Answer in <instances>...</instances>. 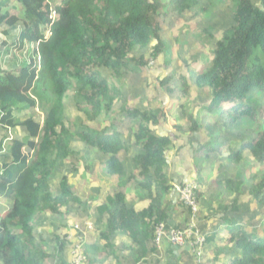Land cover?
I'll return each mask as SVG.
<instances>
[{
	"label": "trees",
	"instance_id": "obj_1",
	"mask_svg": "<svg viewBox=\"0 0 264 264\" xmlns=\"http://www.w3.org/2000/svg\"><path fill=\"white\" fill-rule=\"evenodd\" d=\"M54 1L0 0V27L21 26L16 41L3 43L5 49L0 53V130L4 135L14 133L5 146L4 137L0 138V196L5 194L10 203L6 216L0 218V264H67L63 259L66 243L53 234L48 244L52 239L55 244L48 250L46 240L37 233L40 224L34 222H39L44 213L61 216V208L83 202L58 171L59 163L74 156L70 146L75 142L86 153L95 155L103 175L120 180L112 190L103 188L93 196H99L98 205L91 204L98 221L105 222L99 237L106 248L114 236L123 233L140 248L143 245L146 249L151 241L154 251L155 226H170L166 221L171 203L165 197L177 192L163 169L169 152L179 141L172 134L174 129L186 133L188 140L196 133L200 136V154L194 160L203 162L223 149L236 168L254 160L255 167L260 168L256 171L253 165L248 169L249 186L238 178L222 179L216 185L222 186L227 198L234 196L228 205L233 213L238 212L235 196L241 186H248L246 194L262 206L264 174L259 173H264V0H230L233 25L216 39L211 61L192 80L194 87L207 95L200 108L210 121L200 123L196 115L180 105L172 130L167 129L161 108L141 112L122 105L117 113L115 105L121 92L114 82L126 76L130 63L136 69L148 65L145 53L150 60L167 53V43L160 33V18L167 16V11L200 16L207 13L203 7L210 11L225 0ZM49 3L54 4L57 19L51 36L34 52L40 58L39 70L33 58L28 64L21 61L4 69L3 58L8 52L18 53L25 44L32 46L42 40V30L49 23ZM203 34L209 38L211 28H204ZM135 51L140 52L138 60L133 57ZM110 77L113 81L108 80ZM174 79L163 78L156 90L185 97L191 81L180 77L177 90L170 85ZM69 90L74 91L70 98ZM68 99L84 119L76 122L75 131L65 125L64 102ZM32 109L43 113L41 125L30 114L25 116ZM216 114L223 119L221 124L211 121ZM164 129L167 133L159 134L158 130ZM239 129L250 138L236 141L234 131ZM55 180L59 182L57 188L51 189ZM130 188L143 194L141 200L148 201L146 208L137 211L128 203L125 190ZM200 192L194 188L197 220ZM181 204L187 219L177 228L186 226L191 215V209ZM205 239L203 249L211 241L206 235ZM227 243L236 250V258L229 264H264V228L249 232L239 224ZM96 249L92 246L90 250ZM191 254L196 261L197 254Z\"/></svg>",
	"mask_w": 264,
	"mask_h": 264
},
{
	"label": "rangeland",
	"instance_id": "obj_2",
	"mask_svg": "<svg viewBox=\"0 0 264 264\" xmlns=\"http://www.w3.org/2000/svg\"><path fill=\"white\" fill-rule=\"evenodd\" d=\"M166 1L168 0H163V2ZM54 2L56 4H59L60 0H55ZM228 4L232 5L230 0H225L223 4L210 11H208L209 8L203 7V10H205L204 12L207 13L204 14L202 12L200 16H194L192 13H183L180 15L172 11H167V16H162L160 18V33L164 38V42L167 43V53L162 54L156 60H150L148 53H145V61L148 65L139 66L138 69H136L137 66H135L133 63H130L127 67L128 71L126 76H123L120 81L115 80L114 83L116 84L114 87H116L117 90L121 92V97L117 100V104L115 105V110L117 111V113L122 105H127L130 108H136L141 112L154 108H161L164 112V115L166 116V127H171L172 123H174L176 120L175 112L180 111L178 108L180 105H184L187 108V112L196 115V118L200 123L205 124L210 121L209 117L203 114V111L200 108V106L203 105L208 99L207 95L195 88L192 80L194 76L198 72L203 71L211 61L213 57L212 50L214 48L216 39H220V37L222 36V31L228 29L233 25L232 14L230 13V6ZM52 5L54 6V4ZM20 7L21 6L18 5L16 8L19 9ZM208 27L211 28L212 35L209 37L211 39L203 34L204 28ZM3 31H5V35L3 33L0 34L1 40L8 39V44H11L10 41H14L17 35V28L3 29ZM4 48L5 46L2 47V43H0V53L3 52ZM133 57H135L134 59L138 60V58L140 57V52L135 51ZM22 60V54H12V52L10 51L3 58V68L5 69L10 64H13V66L17 65L16 63L21 62ZM139 63L141 64L140 61ZM167 76H173L175 78V81L170 85L172 88H174L175 86L177 90H179L180 77H185L186 79L190 80L191 82L189 83L188 94L185 97L183 96L182 98H180V95L174 93L169 96L164 91H162V93L160 90L157 91L155 86L159 88V83L163 78ZM108 80L113 81L111 77L108 78ZM73 95L74 91L69 90L67 96L70 98V96ZM64 103L65 114L67 115V122L65 125L68 126L71 131H75L76 122H82L84 121V119L82 118V115L79 114L78 111H76V109L69 105V99L65 100ZM29 114L33 117L34 120L39 122L40 125L43 123L44 115L41 111L32 109L28 113H26L25 116ZM16 115L20 116V114L17 113ZM211 121L213 122V124H215V121H217L218 124H221L223 122V119L218 118L216 114L214 115V119ZM86 126L88 125L86 124ZM220 126L221 125H218L219 128ZM158 132L159 134H165L167 133V130H158ZM241 132H243L241 131V129L234 131V134H237H235L236 141L237 139L250 138L248 134H246L245 132ZM16 133L19 132L16 131ZM195 135V139H190V146L187 142L184 148L180 150V152L191 156V158H189L191 164L183 161L180 156H176V158H173L172 156L171 158L167 159L168 163L165 167V175L167 174L169 176L171 180L170 185H172L175 190L179 185L178 183L174 182V179L178 178L179 175L186 176V174H189V177L196 180L199 176L202 178L206 176L201 173L205 171L202 167V163H200L202 160L192 159L193 157L199 156L200 154L198 152V142H200V136H197V133ZM4 136V132L0 130V138H3ZM12 136L14 137V133H12ZM223 138L225 137L223 136ZM70 150L74 153V156L72 157V159L68 158L65 162L59 163L58 171L66 176V180L72 187L73 193L77 195L83 202L81 203V205L73 204L69 205L67 208H61V216H51L49 213H44L45 216L40 217L42 219L37 222L36 225L40 224V226H38L39 230H37V233L46 240V248H48V250L53 248L55 244L53 239L52 242L48 244L53 234L54 237H58V239L61 236L62 241L66 243V248L63 253V259L67 262V264H75L74 261L77 258V254L73 252L75 241L72 240L71 237L63 235V232H66L65 230L67 226L69 227L68 232H71L74 228H77L81 225L83 226L86 223H96L97 225H99V227L88 233L87 237H90L93 233L99 236L100 232L103 230V228L101 227L103 221H98L97 214H95V212L92 210L93 207L91 204L97 205V202H100V198L99 196L97 198L93 196H96V194L103 188H105L106 191L112 190V188L117 186L116 181L119 182V178H109L103 175V173L101 172L102 164L99 163V160L96 159L95 161V155H91L89 152L86 153L85 149L80 147L77 142L71 144ZM225 150L219 152L218 159H221L220 164L219 166L218 164H216L213 169L217 170L216 168L218 167H221L222 169L219 170L218 168L217 172L215 171L211 173L212 176L214 175L213 180H221L223 178H238L240 180H247L244 178L245 174L243 173H246V170L253 166V162L251 161L249 162V164L235 168L236 166L229 165L225 161L224 157L222 158L221 154H224ZM210 159H212V157ZM210 159L206 158V160L203 161L209 162ZM59 179L60 174H58L57 176V180ZM57 180L53 182V186L51 187V189L57 188V185L59 183ZM108 185L110 186L109 189ZM198 187L199 185L196 184V188ZM200 188L204 189V186L200 185ZM120 189L123 190V188ZM246 192V189L241 190L240 196L246 194ZM175 197L176 194L172 196V200ZM132 199L133 198L131 197L130 202ZM210 203H213L212 200L210 201ZM7 207L8 203L6 201L0 200L1 214L7 209ZM199 207L200 208L198 214L200 215V212L203 209L201 207V202L199 203ZM135 208H138V204ZM255 216L256 214L253 215V217ZM189 220L190 216L188 218V222ZM100 244L101 246H103L105 243L100 242ZM174 247L183 248V246L179 245ZM135 252L136 250L131 247H129L127 250V254H134ZM114 257L110 264H113ZM107 258L108 255L100 252L97 254L96 260H98L99 262L104 260L106 262ZM84 264H92V261L89 260V262H85ZM106 264L108 263L106 262Z\"/></svg>",
	"mask_w": 264,
	"mask_h": 264
},
{
	"label": "crops",
	"instance_id": "obj_3",
	"mask_svg": "<svg viewBox=\"0 0 264 264\" xmlns=\"http://www.w3.org/2000/svg\"><path fill=\"white\" fill-rule=\"evenodd\" d=\"M5 2L6 1L2 2L1 4ZM9 4H11V2H9ZM7 9L13 12L12 7H9ZM3 29H7V27L6 26L0 27V34L3 33L5 35L4 33L5 31H3ZM0 43H2V47H4L5 45H3V43L8 44V39L1 40L0 38ZM167 129L172 130L170 126H168ZM172 134L177 135L179 137V141L178 144H174V149L172 148L171 152H169L168 158H171L172 156L173 158H176V156H180L183 161L191 164L189 160L191 156L180 152V150L184 148L187 142L189 143L190 146L191 144L190 139L192 138H189L188 140L186 137L187 136L186 133H178L175 131V129L172 130ZM195 138L196 137H194V139ZM221 155L222 158L224 157L225 161L229 165H233L229 160L226 159L225 152L224 154L222 153ZM218 157L219 155L217 154L215 158L212 156V159H210L209 162H204V161L200 162L202 163V167L205 170L201 172L202 174L206 175L204 178L199 176L198 179L196 180L189 177V174H186V176L179 175L178 178L174 179L175 180L174 182L180 184L196 183L199 185L198 188L201 191L200 193L202 195V199H200V202H201V207L203 209L201 210L199 215V227L202 233L208 236L211 239V241L204 247V249L202 248L204 253L202 252L203 257L200 263L192 259L193 256L190 252L191 250L189 247L177 248L167 243H164L160 251H157L156 249H154L153 251L151 248V241H149V243L147 244L146 249H144L145 247H143V245L140 248L137 247L136 245H133V242L131 238L128 236V234L120 233L111 239L110 247L108 248H105L104 246L101 247V244H99L98 245L99 249L94 254L89 253V256H91L93 261L92 264H106V262L110 264L114 256L115 257L113 264H229L232 259H235L236 250L232 247V244L227 243V240L229 239L231 233L234 231L236 226H238L239 224L245 225L246 230L249 232L250 231L253 232L254 228H264V224H263L264 218H261V214H263L264 211L260 210V209L264 210V202L260 204L262 205L260 207L258 206L259 204L253 202L247 194L240 196L239 194H241V190L244 189L248 190L249 188L248 186H244V187L241 186L239 189V194L235 196V198L238 199L239 202V207H237L238 212L237 213L231 212L230 209L228 208V205L234 196H229L231 197V199L227 198L223 193L222 186L216 185V183L220 180L217 179L213 180L214 175L212 176L211 174L212 172L218 171L219 167L216 168L217 170L213 169V167L216 164H218V166L220 164L221 159H218ZM192 159H194V157ZM166 161L167 162L164 165V169H163L164 173H166L165 167L168 163V160ZM253 167L255 168L256 171H258V169L260 168V167H255V165ZM221 169L222 168L220 167L219 170ZM246 171L247 172L243 174H245L244 178L247 180L243 179L242 180L243 183L245 182L248 183L249 176L251 174L249 170ZM259 174L262 175L264 173L260 172ZM166 176L169 179V185H170L171 180L167 174ZM228 179L236 180L235 178H228ZM118 183L119 182L117 181V184ZM200 185L204 186V189L203 188L201 189ZM133 189L135 188H130L129 191L125 190V193H127L126 198L128 203H131L134 208L138 204V208L135 209L140 211L147 207L148 201L141 200L143 194L139 191L136 192ZM175 194L170 196L167 195L166 197V199L169 200V202L171 203L170 204L171 209H169L170 211H168L169 212L168 221H166V224L170 226L182 225L187 219L186 218L187 215L185 212L186 209L183 210L182 207H180L177 194L176 197L172 200V196H174ZM131 197L133 199L130 202ZM211 200L213 203H210ZM181 206L183 205L181 204ZM254 214H256L255 217H253ZM95 229H97V226ZM70 233L74 234L73 231H71ZM98 237L99 236L95 235L94 233L91 234L89 240H87L89 241L88 244L90 245L95 243ZM129 247L136 250V252L134 254H127V250ZM100 252L108 255L106 262L104 260L100 262L96 260L97 254ZM238 255L240 256V254Z\"/></svg>",
	"mask_w": 264,
	"mask_h": 264
},
{
	"label": "clouds",
	"instance_id": "obj_4",
	"mask_svg": "<svg viewBox=\"0 0 264 264\" xmlns=\"http://www.w3.org/2000/svg\"><path fill=\"white\" fill-rule=\"evenodd\" d=\"M48 19H49L48 25L45 26L43 28V30H42V40L39 41V42H37L35 45H32V46H28L27 44H25L23 50H21V51L18 52L19 54H22L23 55L22 62H24L26 64H28L30 62V59L33 58L35 60V63L37 65V69L38 70L40 68V58H39L38 53H37V55L36 54L34 55V52H36V51L38 52V46H39V44L42 41L47 40L51 36V34H52V26H53L54 22L57 19V15H56V12L54 10V6L51 5V4L49 6ZM12 28H17V35L15 37V40L14 41H10V43H14L16 41V39L18 38L20 32H21V26L20 25H17V26L11 27V28L8 27L7 29H12ZM17 132H19V130H17ZM19 133H16V134L18 135ZM12 138H13L12 133L10 131H8L7 132V135H5L4 138H3L4 139L3 140V146H5V144H7ZM1 154H3V151L1 152ZM1 166H2V162H1V157H0V167ZM2 173L3 172L0 169V174H2ZM177 197H178V195H177ZM7 199L8 198L6 197L5 194H2L0 196V200L6 201L8 203L7 209L4 212H2V214L0 213V218L5 217L6 216V213L8 212V210L10 208V203L8 202ZM178 201H179V199H178ZM179 203H181V202L179 201ZM182 205L185 206L183 203H182ZM185 207H187V206H185ZM104 223L105 222L103 221V224ZM103 224L101 226L102 228H103ZM34 225H36V222H34ZM96 226L99 227V225H97L96 223L95 224L86 223L83 226L81 225V226H78L77 228H74L73 229L74 234H71L70 232H68L69 227L67 226V228L65 230L66 232H63L64 233L63 235H65L67 237H71V239L75 241L74 251L73 252H75L77 254V258H78V255H80L82 257V261L81 262H77V258H76V260L74 261L75 264H84L85 262H89V260L92 261V258H91V256H89V253L94 254L99 249L98 245L100 244V242H104V241H102L100 239V237H98V239H96V242L95 243L90 244V245L88 244L89 241H87V240H89V237H87V234L90 233L91 231L95 230ZM171 227H175V226H171ZM175 228H177V227H175ZM198 228H199V223H198ZM199 230H200V228H199ZM201 234H203V233H201ZM203 235L205 237V234H203ZM86 237H87V239H86ZM205 241H206V239H205ZM110 243H111V240H110ZM92 246L93 247H97L96 251L93 252L92 250H90L92 248ZM103 246L105 247L106 246V243ZM156 250L157 251H160L158 249H156ZM202 252H203V250L201 251V257H200V259H197L196 260L198 263H200L201 260H202V257H203Z\"/></svg>",
	"mask_w": 264,
	"mask_h": 264
},
{
	"label": "built area",
	"instance_id": "obj_5",
	"mask_svg": "<svg viewBox=\"0 0 264 264\" xmlns=\"http://www.w3.org/2000/svg\"><path fill=\"white\" fill-rule=\"evenodd\" d=\"M196 186L192 184H185L180 187L177 186L176 192L181 203L191 209L190 220L185 227L175 228L167 227L164 223L158 224L154 229L153 245L160 250L164 243L171 246L189 247L190 252L197 254V259L201 257V251L205 243V237L201 234L198 228V221L196 214L198 211L197 198L194 194ZM82 257L78 255L77 262H81Z\"/></svg>",
	"mask_w": 264,
	"mask_h": 264
}]
</instances>
